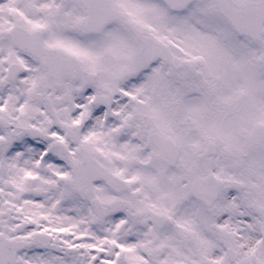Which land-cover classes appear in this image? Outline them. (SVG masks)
Masks as SVG:
<instances>
[{"label": "snow or ice", "instance_id": "obj_1", "mask_svg": "<svg viewBox=\"0 0 264 264\" xmlns=\"http://www.w3.org/2000/svg\"><path fill=\"white\" fill-rule=\"evenodd\" d=\"M0 264H264V0H0Z\"/></svg>", "mask_w": 264, "mask_h": 264}]
</instances>
